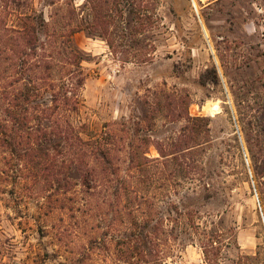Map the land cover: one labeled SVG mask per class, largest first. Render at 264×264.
Here are the masks:
<instances>
[{
    "label": "rangeland",
    "instance_id": "rangeland-1",
    "mask_svg": "<svg viewBox=\"0 0 264 264\" xmlns=\"http://www.w3.org/2000/svg\"><path fill=\"white\" fill-rule=\"evenodd\" d=\"M118 2L122 14L96 13L93 0H8L2 11L8 28L42 17L56 67L77 70V111L62 109L60 123L80 208L55 202L56 169L26 178L0 144V264H130L116 243L145 226L159 234L145 254L160 258L133 264H264V0ZM96 142L114 150L116 171L98 168ZM90 168L101 184L92 209L80 201Z\"/></svg>",
    "mask_w": 264,
    "mask_h": 264
},
{
    "label": "trees",
    "instance_id": "trees-1",
    "mask_svg": "<svg viewBox=\"0 0 264 264\" xmlns=\"http://www.w3.org/2000/svg\"><path fill=\"white\" fill-rule=\"evenodd\" d=\"M137 1L128 0V6L135 7ZM112 4H114V0H93L91 8L96 13L104 12L107 9L112 10L113 8L118 9L120 14L123 13L124 10L118 7V0H115L114 7H112ZM9 6L8 0H0V78L3 74H6L8 76L6 78L9 79L6 86L0 82V110H3L4 116L3 119L0 118V144L7 149L6 161L9 168L12 166L16 168V165L19 164V166L23 165L24 172H20L31 174V177L26 178H33L32 180L35 182L40 181L42 176H45V179H50L52 170L56 169L57 177L51 180V183H57L58 199L55 202H69V210L75 212L80 205L77 206V198H74L77 193H71L74 185L73 177L66 170L64 171L63 166L68 163L72 167L73 162L76 160L73 156H76L77 153H72L74 146L70 144V136H64L61 133L60 112L62 109H66L67 112L71 113L77 111L79 99L74 100L76 96L72 87L74 85L72 81L76 79L74 75L77 70L67 71L66 73L56 67L58 62L53 59L55 57L53 48L56 44L57 34L56 31L53 35H50L49 31L46 33L47 23L42 17L39 20L40 18L35 15H25L23 26L20 29L8 28L1 14L2 11L8 12ZM5 7L6 9L2 10ZM145 12H147V9L139 7L136 14L139 22V27L135 29L137 32H141L144 28L145 18L141 17V14ZM99 15L100 18L98 17L97 21L102 20L101 14ZM102 25L104 31L109 32L108 24L103 22ZM79 30H82V28L72 29L71 36L78 33ZM41 32L48 34L49 41L47 45L40 43L39 34ZM81 84L82 82L78 81V85ZM70 93L71 97L69 96ZM49 98L52 105L42 106L40 104V102L44 103ZM34 119L39 122L37 128L29 126L31 120ZM44 121L49 124L43 125ZM34 135L37 137L33 138L35 142L32 143L30 140ZM58 137H60L59 142H57ZM53 138L55 140H52ZM44 141L51 143V147H44ZM79 142L84 143L82 140H79ZM95 144L98 146V154H95L99 161L97 166L101 172L116 171L113 166L114 150L106 143L102 145L96 142ZM171 155L175 157L176 153L169 156ZM30 163L34 164L35 168H40L39 171L35 172L30 167ZM138 167L143 169L144 165H138ZM57 168L59 171H57ZM2 174L5 176V172H2ZM93 174H95L93 168L82 170L79 174L81 184L85 188L83 193L86 196L85 199L83 198L80 201L83 203L82 206L90 209L94 207L95 200L93 199L96 197L94 191L97 190V186L100 184L97 181L95 182L96 178H93ZM117 193L118 191L116 195ZM59 196H62V198ZM80 201L79 204H81ZM61 208L65 209L66 206L62 205ZM116 212L118 213L119 210ZM133 222L136 225L138 224L136 219ZM111 226L113 225H110V228H112ZM158 236L159 234L154 228L145 226L143 229L137 228V231L130 232L124 239L118 240L116 245L119 247L126 246L125 254L128 263L133 264L134 259L138 263H147L160 258L159 254H155V258L151 256L149 260L145 254V249L149 244L158 246ZM131 248L138 252L130 253Z\"/></svg>",
    "mask_w": 264,
    "mask_h": 264
}]
</instances>
